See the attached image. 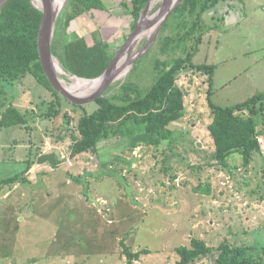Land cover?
Masks as SVG:
<instances>
[{
  "label": "rangeland",
  "instance_id": "rangeland-1",
  "mask_svg": "<svg viewBox=\"0 0 264 264\" xmlns=\"http://www.w3.org/2000/svg\"><path fill=\"white\" fill-rule=\"evenodd\" d=\"M122 1L132 5V0H104L107 9L77 16L68 28L70 39L79 33L93 44L100 37L119 51L134 30ZM165 1H152L148 16L154 21L104 95L127 80L148 86L159 60L183 56L204 31L194 61L216 65L217 104L232 105L264 90V0H220L204 13L192 37L187 32L194 17L184 0L164 21L157 17ZM207 81L208 75L190 68L179 73L178 83L187 91L186 113L170 124L173 137L160 146L141 143L130 150L136 138L127 137L125 128L124 135L99 143L97 158L85 153L73 159L74 166L44 163L30 169L29 182L1 185L0 264H128L122 241L133 250L150 249L135 264H178L176 248L191 245L193 237L210 246L225 239L264 246L263 157L257 154L248 167L241 157L231 160L234 175L208 165L214 141ZM3 84L5 103L27 114L31 129L0 128V180L24 170L31 150H71L77 120L99 107L96 100L75 104L62 95L56 103L63 112L49 117L56 96L33 74ZM66 111L74 118L70 127ZM208 184L210 194L196 189ZM196 264L214 263L205 257Z\"/></svg>",
  "mask_w": 264,
  "mask_h": 264
},
{
  "label": "trees",
  "instance_id": "trees-1",
  "mask_svg": "<svg viewBox=\"0 0 264 264\" xmlns=\"http://www.w3.org/2000/svg\"><path fill=\"white\" fill-rule=\"evenodd\" d=\"M46 1L8 0L0 9L1 129L18 127L31 129L27 114L15 105L5 103L3 84L8 80H22L29 73L56 96L55 100L51 101L47 115L59 116L63 112L61 102L56 103L57 98L62 94L49 80L39 51V35L44 12L37 5L44 6ZM53 1L51 0V3ZM149 1L132 0V5L125 1L121 2L133 17V29ZM184 2L187 11L194 17L192 26L187 32V36L192 37L197 27L202 25L204 13L215 7L220 0H184ZM94 9H107L104 0H72L59 17L53 41V53L62 67L69 73L88 79L100 76L118 54L115 44L100 37H96L93 44L88 42L85 35L79 33H75L74 38L70 39L68 28L71 22L77 16ZM204 33L205 31L198 36L192 49L183 56L175 57L172 61L159 60L157 62L159 72L148 86L142 88L134 81L127 80L114 94L97 98L98 109L94 112L85 111L71 133L72 158L85 153L97 158L99 143L111 137L124 135L125 128L127 137L133 133L136 138L131 150L144 143L160 146L162 142L172 138L174 131L170 128V124L183 118L187 109V91L179 85L178 76L179 73L190 68L197 73L208 75V102L213 114L208 128L214 141V151L207 160L208 165L220 170L230 169L234 175L231 160L236 161L241 157L245 167L251 164L257 154L264 160V151L259 140V137L264 136V90L232 105L217 104L213 99L216 65L194 61ZM64 116L70 127L73 116L68 111ZM196 147L197 151L201 150L199 146ZM41 153L40 148L38 152L31 150L29 157L24 160L27 164L25 169L12 177L1 179L0 186L29 182L30 179L26 175ZM196 189L210 194L211 185L208 184L206 188L199 185ZM122 246L128 264H135L144 254L151 252L149 248L133 250L125 241H122ZM176 251L180 256L178 264H196L205 257H211L214 264H264V246L234 245L228 239L218 246H210L204 239L193 237L191 245L179 246Z\"/></svg>",
  "mask_w": 264,
  "mask_h": 264
},
{
  "label": "water",
  "instance_id": "water-1",
  "mask_svg": "<svg viewBox=\"0 0 264 264\" xmlns=\"http://www.w3.org/2000/svg\"><path fill=\"white\" fill-rule=\"evenodd\" d=\"M7 1L8 0H0V9ZM56 1L57 0H54L51 3V0H47L44 6L37 5L44 12V20L39 35V51L41 61L49 80L66 99L70 100L75 104H86L90 101L96 100L101 96H105L103 92H105V90L116 80V78H118L120 72L124 69L126 60H129L131 51L134 49V47H136L139 40L145 35L149 25L154 21V19H149L150 17L148 16V11L153 0L149 1L145 11L139 17L131 36L127 39L126 43L120 48L118 54L112 61L111 65L100 76L92 79L85 78L88 80H100V84L96 88V90L87 95L74 93L73 91L68 89L63 83V79H65V77H62L61 74L69 76L72 73L67 72L65 69L59 71L56 67L55 60L58 58L53 53V41L57 30V23L63 10L68 6V4L72 0H64L59 7H56ZM181 1L182 0H175L171 3V0H166L162 8L156 14L157 17L164 16V21L168 18V15ZM161 25L162 24H160L158 31L160 30ZM154 37L155 36H152L151 40L148 42L145 48L146 51L151 46ZM123 57H125L124 64L119 65V62ZM130 60L133 61L134 59ZM72 75L77 76L74 74ZM198 146H202L201 142L198 143ZM58 161L59 158L58 153L56 151L43 153L37 157L38 164L50 163L52 165H55L58 163Z\"/></svg>",
  "mask_w": 264,
  "mask_h": 264
},
{
  "label": "bare ground",
  "instance_id": "bare-ground-1",
  "mask_svg": "<svg viewBox=\"0 0 264 264\" xmlns=\"http://www.w3.org/2000/svg\"><path fill=\"white\" fill-rule=\"evenodd\" d=\"M63 1L64 0H57L55 2L56 7H59L63 3ZM173 1H175V0H171V3ZM55 61H56L55 63H56V67L58 68V70L59 71L64 70L62 65L60 64V61L58 59H56ZM124 61H125V57H123L120 60L119 65L124 64ZM120 76H118V77H120ZM69 78H70V81H67L66 79H63L64 85L68 89L73 91L74 93H79V94H82V95H87V94H90L91 92L95 91L96 88L100 84V80H88V79H85V78H79L77 76H73L72 74L69 75Z\"/></svg>",
  "mask_w": 264,
  "mask_h": 264
},
{
  "label": "built area",
  "instance_id": "built-area-1",
  "mask_svg": "<svg viewBox=\"0 0 264 264\" xmlns=\"http://www.w3.org/2000/svg\"><path fill=\"white\" fill-rule=\"evenodd\" d=\"M259 140L262 143V148L264 151V136L259 137ZM56 152L58 153L59 160H61L62 162L68 163L70 166H74V161H73V158L71 156V150L67 149V147H63L61 149L58 148V151H56Z\"/></svg>",
  "mask_w": 264,
  "mask_h": 264
},
{
  "label": "crops",
  "instance_id": "crops-1",
  "mask_svg": "<svg viewBox=\"0 0 264 264\" xmlns=\"http://www.w3.org/2000/svg\"><path fill=\"white\" fill-rule=\"evenodd\" d=\"M130 148V147H129ZM131 150V149H130ZM125 151H127V149L126 150H124V151H122L123 153L125 152ZM128 152H129V149H128ZM100 164V163H99ZM96 165H97V163H96ZM35 167H43L41 164H38L37 163V161H36V163L33 165V167H32V169H34ZM45 167V166H44ZM3 197H5V196H3ZM6 197H8V196H6ZM105 211H103V212H105V213H108L109 215L111 214L110 213V210H109V208H107V209H104ZM110 221H113L112 219H110Z\"/></svg>",
  "mask_w": 264,
  "mask_h": 264
}]
</instances>
